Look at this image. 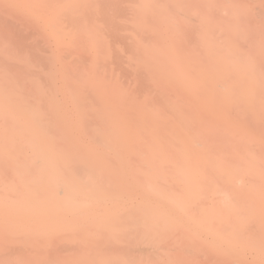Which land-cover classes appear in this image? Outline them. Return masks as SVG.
Returning <instances> with one entry per match:
<instances>
[{
    "label": "bare ground",
    "instance_id": "6f19581e",
    "mask_svg": "<svg viewBox=\"0 0 264 264\" xmlns=\"http://www.w3.org/2000/svg\"><path fill=\"white\" fill-rule=\"evenodd\" d=\"M95 1L0 0V264H264V0L131 6L144 98Z\"/></svg>",
    "mask_w": 264,
    "mask_h": 264
},
{
    "label": "rangeland",
    "instance_id": "374dc122",
    "mask_svg": "<svg viewBox=\"0 0 264 264\" xmlns=\"http://www.w3.org/2000/svg\"><path fill=\"white\" fill-rule=\"evenodd\" d=\"M91 1L92 0H90V2ZM167 1L169 2V3H167V6H170V4H174L175 0H167ZM133 5L138 6L139 0H96L94 4L90 5V8L88 10V11H90L89 12V18L88 19L85 18V19H86V21L89 20L90 23H92L94 26L97 27V29H99V31L101 33V37L105 38L104 39L105 44H108L107 45L108 48H107L106 52L103 54V57L110 56L111 57L110 61H113L114 63L118 60L114 64V67L116 66V69L120 68L119 70L117 69L118 70L117 72L119 73L121 71L122 75L127 76V77H131L132 79L134 78L133 80H136L137 84H138V85L136 84L137 85L136 87H138L139 83H142V82H143L142 85L144 86V84H145L144 80H146L144 78H146V77L148 79V83L153 82L150 79L151 77L149 76V78H148V76H146V75L148 74L149 71H151V69H152V71H154V70L157 71L158 66L160 64H163L165 62V60L160 61L158 66H153V68L151 66L150 67L139 66L138 67L139 69L137 68V65H135V63L140 64L141 62L138 60L135 61V63L132 62L134 56L138 57L136 50L132 51V48L134 49V47L137 49V46L135 45L136 43L134 44L132 41H137V42L143 41L142 39H143L144 35L141 32H137V31L141 30V23L142 22H139V21L145 20V12L140 11V10H138V11H133V9L131 10L130 7L131 6L133 7ZM148 6H149V4H146L145 7L147 8ZM74 7L80 9V8L84 7V4L75 5ZM166 8H169L171 11L173 9L172 7H166ZM81 16H83V15H80L78 17H81ZM139 18H140V20H139ZM197 35H199V34H197ZM144 41L146 43L145 45L152 46L151 44H155V39L154 40L149 39V42L151 44H149V42L146 41L145 39H144ZM131 42H132V44H131ZM130 44H131V46H130ZM129 46L132 48H129ZM150 46H148V47H150ZM30 48L33 49V47H30ZM261 48H264V45ZM35 51L36 50L33 51L34 54L36 53ZM133 52H135V54H137V55H135ZM137 52H139L138 49H137ZM165 53H166V47H165V42H163L162 44H160L156 47V53L155 54L158 55V54H165ZM129 58L131 59L130 60L131 62L128 61ZM118 62H121V64L120 63L117 64ZM133 63H134L135 67L132 66ZM132 67H134V70H132L133 69ZM166 67H167L166 69H163L160 71L159 77H160V80L162 81V85L164 84L165 87H167V89H165V91H171V93H170L171 95H173L172 94V92H173L174 93L173 97L175 98V96L178 95V93L182 92L183 89H181V90L176 89V85L174 86L173 83L179 78V76L171 75L170 69H173V68H171L170 65H168ZM127 68H129V70ZM123 71L126 72V74H124ZM132 71H134L133 72L134 74L132 73ZM139 73H144V74L147 73V74L146 75L143 74L144 76L142 77ZM136 76H137V78H136ZM138 76H140L143 81H140L141 78L139 79ZM138 79H139V81H138ZM149 81H151V82H149ZM201 81H202L201 77H198L196 79L197 83H199ZM145 82H146V84H145L144 88H148V87H146V85H148L147 80ZM150 85H152V83L149 84V87L151 88ZM140 86H141V84H140ZM143 86H142V88H143ZM154 87H157V86L153 84L151 91H149L146 94L143 93V96H142V91H140L141 95H139L140 94L139 92L137 95L144 98V96L149 95V93L153 92L152 89H155ZM159 87H161V85L158 84L157 88H159ZM138 88H139V90L141 89V87H138ZM138 88H136V91ZM143 89H141V90H143ZM161 89H163V88H161ZM148 90H150V89L148 88L144 91H148ZM185 103H186L185 107L190 106L189 109L185 110L186 112H188L191 108V113L193 115H195L196 118H198V117L202 118L203 120L209 121L212 124H215L216 122H221V121H223L229 117V113L227 111H219V110L209 109V107L211 105H213L215 102L212 101L208 96L189 98L185 101ZM193 106H195V107H193ZM196 106H199V108H197ZM204 126L207 128H211V129L215 128L214 125H211L208 122H207V125H204ZM172 127H175V125ZM1 233L2 232H0V235H1L0 239L2 237L3 238L0 241H2L4 239V237L7 235L8 232L6 233V231H5L4 233H6V234H4V233L1 234ZM1 243L2 242H0V245H1ZM2 244H4V243H2Z\"/></svg>",
    "mask_w": 264,
    "mask_h": 264
}]
</instances>
